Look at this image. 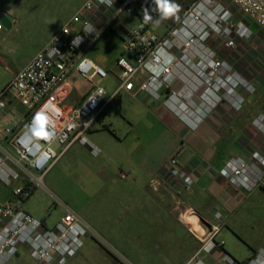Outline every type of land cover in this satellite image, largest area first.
<instances>
[{
  "label": "built area",
  "instance_id": "built-area-1",
  "mask_svg": "<svg viewBox=\"0 0 264 264\" xmlns=\"http://www.w3.org/2000/svg\"><path fill=\"white\" fill-rule=\"evenodd\" d=\"M134 1L111 0L109 4L107 0H85L6 87L0 86V108L6 109L10 103L5 100L9 93L24 108L19 114L0 110V184L11 190L10 200H0V264L16 256L19 247L40 264H67L85 238L93 235L91 225L72 210L48 227L25 211L23 204L35 188L44 187L47 171L73 144L90 146L95 156L100 153L87 134L121 93L140 92L156 102H161L164 95V107L194 130L220 103L240 106L244 93L256 92L251 81L234 70L228 52L237 50L238 40L253 38L249 22L264 32V0H193L163 34L151 31L141 21L127 33L125 57L117 61L118 85L109 93L96 83L97 78H108L109 71L85 52ZM3 28L0 23V33ZM76 37L81 40L74 42ZM72 71L92 84L77 106L66 104L70 94L67 80ZM38 111L45 112L52 122L50 130L56 136L51 143L37 141L28 132L27 126ZM253 126L264 138V108ZM54 143L62 147L60 152L53 148ZM221 175L231 186L249 194L264 190V153L254 152L250 162L242 157L229 159ZM121 177L127 175L122 173ZM169 180L179 218L183 213L197 214L182 200L195 179L177 154L149 186L158 191ZM216 217L220 219L221 215ZM208 225L209 232L200 239V248L186 264H207L205 256L225 246L224 240L217 239L222 224ZM240 264H264V248Z\"/></svg>",
  "mask_w": 264,
  "mask_h": 264
},
{
  "label": "rangeland",
  "instance_id": "rangeland-1",
  "mask_svg": "<svg viewBox=\"0 0 264 264\" xmlns=\"http://www.w3.org/2000/svg\"><path fill=\"white\" fill-rule=\"evenodd\" d=\"M84 1L0 0V13L7 11L15 18L12 28H3L0 33L2 88L6 87L17 70L46 46ZM192 1L176 0L180 5L179 12L182 14ZM178 13L159 26L150 23L149 29L163 34L180 16ZM139 22L133 9H127L116 22L119 24L117 33H111L112 42H99L91 51L109 71L108 78L96 79V83L104 86L109 93L118 85L120 69L117 58L124 55L123 39L126 32L131 31ZM215 48L218 45L215 44ZM226 55L227 52L224 53ZM228 56L237 66L249 63L247 51L241 56L233 50L228 52ZM164 99L163 95L161 102ZM5 100L10 103L5 106L6 109L0 108L3 112L19 114L24 110L13 94H7ZM144 119L136 101L121 93L87 134L91 144L100 153L95 156L90 146L75 143L47 171L44 187L35 188L31 197L24 202L23 209L48 227L54 226L68 210L76 212L91 225L93 235L85 238L79 251L67 264H175L192 247L198 246L197 240L179 222H173L167 234L163 229L161 246L139 244V239L135 235L130 236V233H138L140 223L136 221L128 225L123 220L126 206L133 200L136 202L143 199L135 194L142 191L157 192L150 188L147 181L150 172L147 158L152 151L139 156V150H134V142L138 139L135 126ZM53 148L56 152L62 149L58 143H54ZM122 173L127 177L122 178ZM0 187L7 189L1 184ZM132 193L134 197L129 201ZM173 203L179 218V209L176 208V202ZM235 220L236 226L233 223L232 230H227L235 231L230 245L244 250L247 248L249 254L253 249H260L264 244V190L258 189L249 194V199L236 214ZM6 264L40 263L25 248L19 247L18 254Z\"/></svg>",
  "mask_w": 264,
  "mask_h": 264
},
{
  "label": "crops",
  "instance_id": "crops-1",
  "mask_svg": "<svg viewBox=\"0 0 264 264\" xmlns=\"http://www.w3.org/2000/svg\"><path fill=\"white\" fill-rule=\"evenodd\" d=\"M116 22L85 52L87 57L106 70L107 68L91 51L99 42L105 44L112 42L111 35L117 33L116 29L119 26ZM249 23L254 31L253 38L238 40V48L235 50L237 55L241 54V56L246 51L249 52V63H240V66L233 64V66L236 72L249 79L256 87V95L244 93L240 106H235L228 101L220 103L193 130L164 107L162 102L153 101L140 92L125 93L136 101L145 118L135 126L138 139L134 142V150H139V156L152 151L147 158L149 162L147 165H150L147 181L150 183L151 179L159 176L171 156L175 154L195 179L192 189L182 197L187 206L197 213L189 212L186 216V221L193 224L192 229L178 218L174 211V188L170 180L163 184L159 192L142 191L140 194L134 192L135 195L143 198V202L142 200L131 201L134 194H130L129 201L131 202L124 211L126 216L123 220L128 225L136 221L140 223L138 224V233H130V236L135 235L139 239V244L161 246L163 244L161 236L163 229L167 234V230L171 229L173 222H179L188 234L195 241L197 240L198 246L192 247L175 264H186L196 253L201 246L200 239L209 232L208 223L222 224L217 239L224 240L225 246L206 255L207 264L243 262L264 248L263 244L260 249H253V252L249 254L247 248L244 250L239 246L230 245L235 231L228 232L227 230H232L231 224L233 223L236 226V214L249 199V193L231 186L221 175V170L229 159L242 157L250 162L254 152L264 153V138L253 126V121L264 108V32L256 25ZM121 57H125V54L118 57L117 61ZM106 66L108 67V65ZM67 82L70 94L66 104L77 106L87 97L92 89V84L76 71L69 74ZM196 101L200 102L198 98ZM10 199V188L0 187V200L6 202ZM217 214L221 215L220 219L216 217ZM200 225L203 230L198 232L197 228ZM247 245L249 246V244Z\"/></svg>",
  "mask_w": 264,
  "mask_h": 264
},
{
  "label": "clouds",
  "instance_id": "clouds-1",
  "mask_svg": "<svg viewBox=\"0 0 264 264\" xmlns=\"http://www.w3.org/2000/svg\"><path fill=\"white\" fill-rule=\"evenodd\" d=\"M107 3L111 4V0H107ZM152 4L155 5L154 10L157 12V16L153 18L149 14L148 8H145L143 20L145 22H152L155 26H159L163 21L176 16L180 10V5L176 0H152ZM80 40L81 37H76V41L74 42H79ZM51 127L52 122L49 116L43 111H38L33 116L31 123L27 126L28 132L33 139L47 143H51L56 136V133L50 130Z\"/></svg>",
  "mask_w": 264,
  "mask_h": 264
},
{
  "label": "trees",
  "instance_id": "trees-1",
  "mask_svg": "<svg viewBox=\"0 0 264 264\" xmlns=\"http://www.w3.org/2000/svg\"><path fill=\"white\" fill-rule=\"evenodd\" d=\"M138 2H140V5H137ZM131 8L133 9L134 13L139 17L140 21L146 23L147 25H150V23L152 22H145L143 20L145 8H148L149 14L152 15L153 18L157 16V12L154 11L155 5L152 4L150 0H135ZM178 14L181 15V12H179ZM237 263L240 264L239 261H237Z\"/></svg>",
  "mask_w": 264,
  "mask_h": 264
},
{
  "label": "water",
  "instance_id": "water-1",
  "mask_svg": "<svg viewBox=\"0 0 264 264\" xmlns=\"http://www.w3.org/2000/svg\"><path fill=\"white\" fill-rule=\"evenodd\" d=\"M15 18L12 14L7 11H2L0 13V23L4 28L11 29L14 24Z\"/></svg>",
  "mask_w": 264,
  "mask_h": 264
},
{
  "label": "bare ground",
  "instance_id": "bare-ground-1",
  "mask_svg": "<svg viewBox=\"0 0 264 264\" xmlns=\"http://www.w3.org/2000/svg\"><path fill=\"white\" fill-rule=\"evenodd\" d=\"M186 216H187V213H183V214L180 216V219H181L183 222H185V224H187V225L189 226L190 229H192L193 224H192L191 222L186 221ZM197 230H198V232H201V230H203L202 227H201V225L197 228ZM195 232H196L197 234H199L197 231H195Z\"/></svg>",
  "mask_w": 264,
  "mask_h": 264
}]
</instances>
